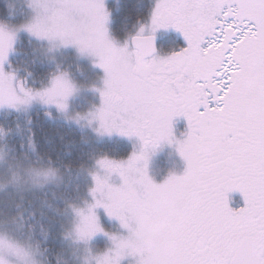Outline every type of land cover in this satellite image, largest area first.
<instances>
[{"label": "snow or ice", "instance_id": "obj_1", "mask_svg": "<svg viewBox=\"0 0 264 264\" xmlns=\"http://www.w3.org/2000/svg\"><path fill=\"white\" fill-rule=\"evenodd\" d=\"M104 0H61L53 15L30 28L98 57L106 73L102 106L91 113L101 134L138 137L139 153L97 161L93 203L77 210L78 237L98 233L113 244L104 264H264V0H157L151 34L131 38L133 48L108 35ZM175 29L186 46L159 55L156 33ZM12 39L0 35V107L19 109L39 100L62 112L75 86L66 73L51 86L15 95L14 73L4 65ZM185 117L177 140L173 120ZM79 118V114H78ZM176 143L187 161L183 175L155 183L147 173L150 151ZM118 174L122 183L109 182ZM244 204L233 208L229 193ZM128 229L108 233L96 209Z\"/></svg>", "mask_w": 264, "mask_h": 264}, {"label": "rangeland", "instance_id": "obj_2", "mask_svg": "<svg viewBox=\"0 0 264 264\" xmlns=\"http://www.w3.org/2000/svg\"><path fill=\"white\" fill-rule=\"evenodd\" d=\"M112 2L116 5L118 0H104L109 13L106 27L111 39H113L111 36L112 17L116 8L111 6ZM156 2L157 0H153L150 14L145 21L146 26L151 22ZM60 3L61 0H9L11 16H16L20 10H24L25 17L15 24L0 23V35L12 39V50L4 68L7 73L15 74V79L12 81L15 95L24 96L21 91L23 80L10 66L9 60L15 55L16 46L21 44L22 39L25 38L24 43L27 46L33 47V42L34 54L53 65L56 70L39 86H30L23 81V88H31L34 91L47 88L51 86L54 76L66 73L75 86V91L67 100V111L62 112L54 105H45L35 100L29 105H20L19 109L10 108L7 105L2 106L0 113L7 110L28 113L37 108L47 109L54 113L53 117L56 120L86 131L99 141L116 138L125 140L132 145L131 154L139 153L143 149V143L138 137L122 136L119 133L101 134L98 131L99 121L92 119L91 113L102 106L101 92L105 88L106 79L105 71L99 66L98 57L91 53H81L76 46H66L58 39L39 38L30 31L33 25L43 26ZM115 43L121 47L126 45H120L116 41ZM159 55H164V53L160 52ZM180 121L182 120L178 121L174 118L173 132L177 140H184L189 131L188 123ZM149 151L147 173L153 182L163 183L170 176L183 175L185 172L187 161L180 155L176 143L163 142L154 151ZM101 158L103 157L95 159L90 167L71 173L57 171L50 166L34 164L26 159H13L3 148H0V264H104L106 256L109 255L108 250L113 248L109 237L98 233L90 241H84L79 239L77 233L81 221L77 210L86 211L88 205L94 202L90 192L95 186L92 174L97 172L101 175L105 174L97 163ZM49 172L55 173L56 179L46 182L42 177ZM109 182L119 186L123 181L118 174H112ZM69 191L74 194L70 199L67 196ZM53 200L60 201L66 206L58 216L63 221L61 237L62 242L67 246V258L57 263H51L46 259L42 250L34 242L30 228L24 225L25 211L22 216L25 205L33 203L37 204L40 211L43 208L51 210ZM229 203L233 208L243 206V195L238 191L229 193ZM96 213L106 232L123 236L129 234L128 229H125L118 219L109 217L103 208H97ZM137 259V257L129 256L123 259L121 264H137Z\"/></svg>", "mask_w": 264, "mask_h": 264}, {"label": "trees", "instance_id": "obj_3", "mask_svg": "<svg viewBox=\"0 0 264 264\" xmlns=\"http://www.w3.org/2000/svg\"><path fill=\"white\" fill-rule=\"evenodd\" d=\"M152 5L153 0H118L116 5L112 2L111 6L116 7L111 25L113 34L119 38L125 37L148 18ZM24 17V10L11 16L9 0H0V23L15 24ZM25 40L22 39V43L16 46V53L11 56L9 64L24 82L39 86L56 69L34 54L33 42V47H29ZM53 115L52 111L40 108L28 113L13 110L1 112L0 148L13 159H26L34 164L71 173L90 167L99 157L124 159L132 152V145L128 141L117 138L99 141L86 131L56 120ZM73 195L71 191L67 192L69 199ZM52 205L51 210L43 208L40 211L37 204L29 203L24 206L22 216L25 211L24 225L30 228L34 242L46 259L57 263L67 258V246L61 237L63 221L58 216L66 206L54 200Z\"/></svg>", "mask_w": 264, "mask_h": 264}, {"label": "flooded vegetation", "instance_id": "obj_4", "mask_svg": "<svg viewBox=\"0 0 264 264\" xmlns=\"http://www.w3.org/2000/svg\"><path fill=\"white\" fill-rule=\"evenodd\" d=\"M145 21H143L144 22L143 24L139 23L135 28H133L130 31L129 34H127L123 38H119L115 36L111 28V36L113 40L119 43L120 45L127 44L129 47V50H132L133 46L131 44V38L139 33V30L141 27L145 28V32H144L145 35L151 34V31H148V29H151L150 27L151 22H149L148 26H146ZM156 37H158V46H157L158 54L162 52L165 55L172 51L179 50V48L181 47L186 46V41L184 37L182 36L181 33L177 32L175 29H161L156 33ZM179 119L182 120L180 122H183L186 124L187 119L185 117L180 116V117L175 118V120H178V121Z\"/></svg>", "mask_w": 264, "mask_h": 264}, {"label": "clouds", "instance_id": "obj_5", "mask_svg": "<svg viewBox=\"0 0 264 264\" xmlns=\"http://www.w3.org/2000/svg\"><path fill=\"white\" fill-rule=\"evenodd\" d=\"M42 179L46 182H51V181H54L56 179V176H55V173H52V172H49V173H46Z\"/></svg>", "mask_w": 264, "mask_h": 264}, {"label": "water", "instance_id": "obj_6", "mask_svg": "<svg viewBox=\"0 0 264 264\" xmlns=\"http://www.w3.org/2000/svg\"><path fill=\"white\" fill-rule=\"evenodd\" d=\"M131 44H132V40H131ZM156 44L158 46V37H157V40H156ZM132 46H133V44H132ZM157 50H158V47H157Z\"/></svg>", "mask_w": 264, "mask_h": 264}]
</instances>
